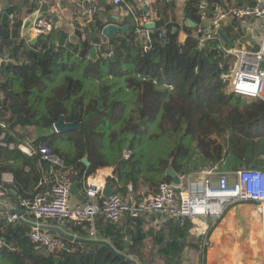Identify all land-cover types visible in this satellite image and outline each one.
<instances>
[{
    "label": "trees",
    "instance_id": "16d2710c",
    "mask_svg": "<svg viewBox=\"0 0 264 264\" xmlns=\"http://www.w3.org/2000/svg\"><path fill=\"white\" fill-rule=\"evenodd\" d=\"M154 5L158 19L146 50L129 16L117 24L128 25V33L103 44L100 35L107 25L97 14L75 30V42L65 28L52 27L35 45L25 46L16 42L21 20L2 26L0 57L8 48L12 59L0 86V124L4 125L0 127V135L4 134L0 179L7 174L13 179L11 185H2L8 195L10 190L16 198L43 194L63 171L82 188L87 175L112 167L114 194L138 200L146 195L144 191L156 195L161 181L171 182L168 168L176 175L186 174L192 148L208 166L223 160L228 149L231 168L238 163L245 170L260 167L255 161L264 154V103L230 93L228 83L219 78L235 60L224 58L219 41L201 45L202 34L194 35L196 29L176 16L173 1H154ZM199 6L198 0H189L186 17L204 32L207 28L195 14ZM73 10L79 17L80 11ZM180 28L185 33L183 43ZM93 48L95 61L89 58ZM62 115L67 123L76 122L78 129L49 134ZM18 125L46 133L29 145L49 146L63 168L46 167L39 155L22 153L17 147L26 141L14 131ZM85 157L89 167L82 163ZM124 220L111 224L98 216L93 223L74 228L84 239L93 227L112 248L74 243L72 252L60 254L33 245L27 239L26 224L2 223L0 238L8 249L0 252V264H128L114 252L125 251L126 237L136 246L143 235L137 229L138 220L129 216ZM124 226L134 233L123 231ZM168 251L179 249L170 245Z\"/></svg>",
    "mask_w": 264,
    "mask_h": 264
},
{
    "label": "built area",
    "instance_id": "2783aa9c",
    "mask_svg": "<svg viewBox=\"0 0 264 264\" xmlns=\"http://www.w3.org/2000/svg\"><path fill=\"white\" fill-rule=\"evenodd\" d=\"M50 3L52 17L60 21L63 19L66 7L69 5L80 11L79 16L83 22H90L97 13L95 0H46ZM113 6H119L123 0H109ZM253 5L240 8L216 7L208 17L204 10L200 11V23H209V27L203 32V27H197L194 35L202 34L201 45L207 42L219 41L224 58L233 57L230 71L220 74L224 82L228 83L230 93L246 99H258L264 103V37L258 51L245 52L223 47V43L217 34L222 28L223 21L229 16L239 20L264 19V0H252ZM86 7V8H84ZM124 15L131 18L136 26V34L141 40L144 50L150 44L152 30L146 27L154 24L158 19L154 0H141L139 10L131 6L123 9ZM34 29V36L40 37L50 32L51 22L38 23ZM182 28V27H181ZM180 28V29H181ZM111 54L108 55L110 57ZM2 60L0 58V64ZM1 67V65H0ZM171 89V87H168ZM4 128V125L0 124ZM4 134L0 135L2 141ZM13 148V146H10ZM25 155H39L41 160L49 166L63 168L62 161L55 155L46 144L36 147L29 144L17 147ZM199 180L194 182L185 181V176H179L181 183L174 185L172 182L161 181L157 188V194L142 195L140 199H124L113 193L110 197L103 194L104 185L96 180L88 181L84 187L86 202L80 207L70 205L72 182L66 171L56 175V183L50 190L33 197L16 198V209L23 211V216L11 214L9 211L0 216V231L2 223L29 224L27 239L36 247L54 254L72 252L59 237L48 230H43L38 222L46 219H57L74 226H81L84 222L93 223L94 219L101 215L105 221L111 224H119L128 215L133 220L162 213L169 219L183 225L187 222L195 223L205 218H219L226 208L237 203L256 204L260 214H264V169L252 168L250 170L239 169L233 172H224L217 165L209 167L202 172ZM233 182L229 183L228 180ZM1 181V179H0ZM10 183L13 179L9 177ZM128 191H131L128 186ZM8 198L7 190L0 182V199ZM30 216L33 220L26 219ZM77 238V237H75ZM88 240L96 241V232L90 230ZM208 245L205 235L202 246ZM8 249V245L0 238V252ZM126 257V256H125ZM128 264H136L126 257ZM200 264H204L203 261Z\"/></svg>",
    "mask_w": 264,
    "mask_h": 264
},
{
    "label": "crops",
    "instance_id": "0c3cea01",
    "mask_svg": "<svg viewBox=\"0 0 264 264\" xmlns=\"http://www.w3.org/2000/svg\"><path fill=\"white\" fill-rule=\"evenodd\" d=\"M97 6V18L103 23L115 24L121 23L126 17L123 9L127 6H131L134 11L139 10L141 0H130L131 2L122 3L119 6H113L109 0H95ZM155 2H169L173 1L176 5V16L183 20V23L189 18L186 17V6L189 0H154ZM199 7L195 14H200L202 9L205 14L210 17L211 13L216 7L222 8H240L248 5H253L252 0H198ZM66 11L63 19L60 21L55 20L52 17L50 3L46 0H0V21L3 13L12 9L13 14L9 15L8 24L11 25L16 20H21V28L19 30V37L16 40L17 43H24L25 46L35 45L39 37L34 36V29L38 23L46 21L51 22V26L54 29L65 28L68 32L69 39L72 42L76 41L75 30H79L81 26H84V22L81 17H75L72 6L64 5ZM86 8V7H84ZM75 9V8H74ZM96 16V15H94ZM12 17L14 18L12 20ZM3 26V25H2ZM182 26V25H181ZM203 26L209 27V23H205ZM197 28V25L194 29ZM222 31L224 32L228 43L223 42V47L227 49H234L245 52L258 51L261 45L262 38L264 37V19H252L239 20L233 16H229L223 21ZM3 30V28H2ZM0 30V33L2 32ZM185 39V33L180 29L179 41L183 43ZM35 41V42H34ZM34 42V43H32ZM100 42L103 44L100 35ZM10 49L4 48L3 59L0 64V86L4 85L7 73L6 66L12 63L10 59ZM1 58V57H0ZM1 97V96H0ZM8 119V115L5 120ZM14 131L22 137L27 144H31L38 137L44 136L41 130L36 129L33 126H16ZM49 133V132H48ZM54 133L52 129L49 134ZM11 148V147H10ZM223 160L214 164L218 169L224 172H233L239 169L231 168L230 165L223 166ZM214 167V166H208ZM206 168V169H207ZM260 169H264L263 165H260ZM185 176V174L179 175ZM9 174L1 176V185H11L8 181ZM201 178V177H200ZM96 180L104 187L110 185L113 193H115V186L113 181L115 180L112 167H104L95 172L87 175L83 181L82 188H79L80 194H84V187L86 182ZM232 183L233 180H228ZM146 194H151L148 191H144ZM73 207L82 206V202L75 196ZM15 199L13 203L12 200ZM129 199V198H124ZM16 207V197L10 192L8 198L0 199V216H3L5 211H9ZM102 217L101 215H98ZM97 216V217H98ZM126 217H128L126 215ZM122 219L125 222V218ZM26 219L33 220L32 217L26 216ZM121 222V223H123ZM43 230H48L55 236L59 237L52 229H57L64 235H69L73 240H88L82 238L75 231V227L66 221H59L56 219H46L38 222ZM27 225V224H26ZM138 231L143 235L141 243L136 246H132V238L126 237L124 242V252L119 253L132 259L136 264H200L202 261L204 264H264V214H260L256 204L251 203H237L233 206L226 208L224 214L216 219L205 218L201 222L195 223L187 222L186 224H179L173 219H169L162 213H153L151 215L144 216L138 220ZM29 226V224L27 225ZM130 231L134 233L128 226H124L123 231ZM207 237L208 245L204 248L202 242L204 237ZM77 237V238H75ZM60 238V237H59ZM128 238L131 239L129 246ZM62 239V238H60ZM67 241L68 248H72L74 241ZM96 241L105 242L111 248L109 240L103 239L101 235L96 232ZM79 244V243H78ZM170 245H176L178 252L173 253L168 251ZM131 247V250H128Z\"/></svg>",
    "mask_w": 264,
    "mask_h": 264
},
{
    "label": "water",
    "instance_id": "95a60500",
    "mask_svg": "<svg viewBox=\"0 0 264 264\" xmlns=\"http://www.w3.org/2000/svg\"><path fill=\"white\" fill-rule=\"evenodd\" d=\"M13 10L12 9H8L3 13V16L1 17V21H0V30H2V25H4L5 23L8 22V18L10 14H13ZM14 18L12 17V20ZM185 25L192 29L196 27V24L191 22L190 20H186ZM156 25L155 24H149L147 25V29L148 30H152L154 31ZM129 31V26L128 25H124V26H120V25H115V24H108L107 26H105L101 32V40L103 43H105L108 39H111L113 37H116L117 35L120 34H127ZM218 36L220 37V39L222 41H224L225 43H228L229 41L227 40L224 32L222 31V29L217 31ZM35 42V41H34ZM32 42V43H34ZM89 58L92 61H95L98 59L97 56V50L95 48H93L90 52H89ZM78 129V124L76 122L74 123H67L64 118L63 115L59 118L58 123L54 124L53 126V130L55 134H63L64 132H69V131H73V130H77ZM82 163L86 166L89 167L90 166V162L88 161V158L85 157L82 159ZM46 167H48V164L45 165ZM167 176L171 179V182L174 185H179L181 183L180 177L179 175H176L171 168H168V170L166 171ZM11 194L13 196H15V192L13 190H10ZM70 193L71 195L77 197L82 204H84L86 202V198L84 197V195L80 194V191L78 189V186L76 183H73L70 187ZM103 194L105 197H110L113 195V191L111 189V186L108 185L104 188L103 190ZM12 202H15V199L12 200ZM9 213L11 214H16L19 216H23V211L20 209H16V208H12L9 210ZM55 233H57L59 235L60 238H62L63 240H69V241H74L73 238L69 235H64L63 233H61L59 230L57 229H52ZM131 241L130 238H128V243L125 244L126 247L129 246V242ZM74 242L79 243V244H105L107 246H109L107 243L105 242H97V241H91V240H75ZM110 247V246H109ZM114 254L119 257L120 259H126V257L124 255H120L114 252ZM60 259L57 257L56 258V262H58ZM128 262V260H127Z\"/></svg>",
    "mask_w": 264,
    "mask_h": 264
},
{
    "label": "rangeland",
    "instance_id": "374dc122",
    "mask_svg": "<svg viewBox=\"0 0 264 264\" xmlns=\"http://www.w3.org/2000/svg\"><path fill=\"white\" fill-rule=\"evenodd\" d=\"M263 69H264V66H263ZM224 135H225L224 136L225 139L228 140L229 139L228 133H224ZM261 140L264 141V137ZM226 151L227 152H223L224 154L223 155L224 162L222 161L223 162L222 164H224L223 166H225V164L226 165L231 164V160H230L231 157H230L228 149ZM190 155L191 157L189 158L187 165L185 167V170H186L185 171L186 172L185 181L194 182L200 179V177L203 174L202 172L208 167V165L202 161L200 155L195 152L194 148H192ZM255 162L264 166V154L260 155ZM237 165L239 166V169L244 168L243 163L242 164L238 163ZM74 203H75V199L71 197L70 205L73 207Z\"/></svg>",
    "mask_w": 264,
    "mask_h": 264
}]
</instances>
